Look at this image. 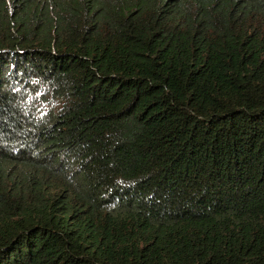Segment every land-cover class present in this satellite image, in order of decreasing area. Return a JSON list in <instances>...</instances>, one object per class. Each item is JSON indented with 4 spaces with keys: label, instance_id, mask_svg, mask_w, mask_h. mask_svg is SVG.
Masks as SVG:
<instances>
[{
    "label": "trees",
    "instance_id": "1",
    "mask_svg": "<svg viewBox=\"0 0 264 264\" xmlns=\"http://www.w3.org/2000/svg\"><path fill=\"white\" fill-rule=\"evenodd\" d=\"M0 264H264V0H0Z\"/></svg>",
    "mask_w": 264,
    "mask_h": 264
}]
</instances>
